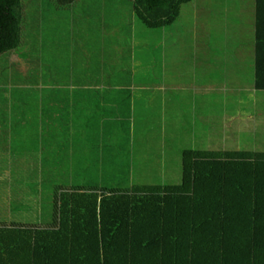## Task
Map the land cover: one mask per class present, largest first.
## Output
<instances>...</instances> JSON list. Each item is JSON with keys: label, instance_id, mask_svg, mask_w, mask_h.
Returning <instances> with one entry per match:
<instances>
[{"label": "trees", "instance_id": "1", "mask_svg": "<svg viewBox=\"0 0 264 264\" xmlns=\"http://www.w3.org/2000/svg\"><path fill=\"white\" fill-rule=\"evenodd\" d=\"M76 1L54 0L61 10ZM126 1L155 31L194 0ZM20 2L0 0V55L19 45ZM256 3L255 87L264 91V0ZM71 188L55 191L44 228L0 227V264H264V152L183 150L178 185Z\"/></svg>", "mask_w": 264, "mask_h": 264}, {"label": "crops", "instance_id": "2", "mask_svg": "<svg viewBox=\"0 0 264 264\" xmlns=\"http://www.w3.org/2000/svg\"><path fill=\"white\" fill-rule=\"evenodd\" d=\"M256 4V0H209L207 4L203 0H194L182 6L179 17L171 27L156 31L159 32L155 35V38L159 39V43L150 49L151 52L155 51V56L145 55L149 49L145 43L151 39L150 35L152 34H146L143 31L140 33L138 42L136 40L134 43L130 42L131 48L127 53L128 57L114 56L126 63V78L121 76L123 69L119 66L115 67L119 71L117 75L108 72L110 70L107 65L112 62L106 58L105 52V50L108 52L106 42H109V39L108 37L100 39L98 25H86L84 50L75 47L76 42L72 41L70 43L73 49L70 52H65L64 48L69 43L65 44L64 40H60L51 52L52 60L47 64V87L23 86V88H18L12 84L10 87L0 88V107L4 110L0 112V138L5 133L4 127L10 128V135L14 134L11 127H16V131L24 135L26 134L21 132L20 127H33V131L29 135L14 136L12 141L17 144L16 147L13 148L12 144L8 147L0 144V172L5 171L4 181L11 180L10 176L12 175H20L18 168L22 169V174L32 169H25L17 162L11 163L8 167L6 156L10 155V161L13 158L22 160L24 156H20L19 152L26 143L30 144L32 151L34 148L38 149L36 144L39 142V132L45 133L44 128H53L58 123L73 124V119L78 117V121H82L79 122L82 125L84 122L88 124L89 121L88 128L91 129L93 121L100 118L99 126L101 124V130L102 127L104 128L102 132L100 130L104 142L106 125L103 119L111 117L112 123L116 127L121 122V126H124L126 122L130 123L131 119L135 118H131L130 110L131 113L138 114L140 103L147 101L149 94L148 102L154 101L160 107L161 113L157 115V124L159 125L163 121L165 112L176 111L181 112L184 126L190 128V125L192 126L191 118L196 122V118L202 112L205 114V109L208 111L212 108L220 111L222 115L225 114L226 118L233 121V127L237 122H240L242 117H244L247 127H259L261 121L264 124V91L257 90L255 87V32L258 16ZM208 5H213L214 8ZM183 18L188 22H182ZM207 24H212L217 28L215 29L217 36L221 32L227 34L226 55H217L216 57L221 59L219 62L215 57L205 55V43L200 34H203V28H206ZM187 33L192 34L189 47L194 52L183 45L182 40H187L190 36ZM87 34H91L90 37H87ZM64 52L70 55L68 60H64V58L55 60L58 56L61 58ZM14 54L17 55L15 61L10 59ZM73 54H75L74 57ZM136 54H140V60ZM22 55L25 54L22 52L20 54L15 50L9 53L6 59L0 60V64L2 63L6 70L12 69L24 59ZM78 55L82 57L81 62L75 58ZM145 59L148 61H145L144 66ZM113 60L115 59L113 58ZM174 71L177 74L182 72L188 78L191 76L194 83L190 82L189 86L180 85V87L179 85H170L167 79ZM148 72L156 74L155 82L154 79L148 78ZM145 73L147 77L143 78ZM104 78H108V81H103ZM119 91L127 93L128 96L115 99ZM189 91L193 94L198 93L202 97V99L199 98V101L203 103L197 106L198 102L194 101L196 100L195 96L188 100L191 105L188 104V101L185 104L182 103L183 93L186 94ZM132 92H134L133 95H131ZM92 98H95V101H91ZM124 101H130V105H126ZM109 104L112 106H108ZM106 110L109 114L105 112ZM123 118H128V121L122 120ZM17 120L18 123L15 124L14 122ZM177 120L179 117L176 118ZM225 125L229 126L227 123ZM241 125L244 127L242 123ZM199 126L202 132L206 128L205 125ZM192 132L184 131L181 141L187 135L197 136L196 131ZM174 134L177 135L178 131ZM197 134L199 136V132ZM19 141L22 143H18ZM46 141L47 137H44V140H40V144ZM37 162H39L38 158L32 163ZM119 163L117 158H114V167H119ZM5 168H9L10 171ZM36 169H39L38 165L35 166ZM31 171L34 174V170ZM35 175L37 181H40L38 173ZM62 175H65L69 181L68 173ZM56 179L60 180V176L55 175L54 180L56 181ZM35 183L40 184V182ZM66 185L58 184L53 187V197L49 200L50 205L47 204V213L45 215L40 213L38 220L34 217L31 220L27 218L32 217L35 211L32 203L30 204L32 201L30 198L24 196L17 199L16 195L9 194L11 185H2L0 187V227L38 226L44 228L51 221L55 191L58 190L61 193L73 190L71 187L76 185L75 180L71 179ZM106 190L109 191V189ZM2 191L3 197L1 196ZM37 195L38 193L34 202Z\"/></svg>", "mask_w": 264, "mask_h": 264}, {"label": "rangeland", "instance_id": "3", "mask_svg": "<svg viewBox=\"0 0 264 264\" xmlns=\"http://www.w3.org/2000/svg\"><path fill=\"white\" fill-rule=\"evenodd\" d=\"M208 1L203 0L205 4ZM208 6L214 8L213 5ZM20 7L22 12L21 31L16 51L25 55H22L24 59L12 69L6 70L2 63L0 64V88L10 87L12 84L18 88H23V86L47 87V64L52 60L51 52L56 44L60 40H64L65 44L68 42V46L64 49L65 52H70L73 49L70 42L75 41V47L84 50L83 41L85 42L86 25H98L100 39L108 37L109 42H106L108 52L106 50L105 52L106 58L112 60L107 65L110 70L107 71L112 75L119 73L118 69L115 68L119 66L123 69L121 76L126 78V63L116 57L126 58L129 56L127 53L131 48L130 42L134 43L135 40L138 42L141 31L152 34L150 35L151 39L145 43L149 48L145 55L155 56V51L151 52L150 49L155 47L156 43H159V39L155 38V35L159 32L149 30L143 26L135 17L129 2L126 0H77L71 9L62 10L55 6L54 0H21ZM55 20H59V24ZM182 22H188V20L183 18ZM215 29L217 28L213 27L212 24H207V27L203 28V34L200 35L205 43V55L215 57L219 62L221 59L216 56L226 55L225 47L228 40L225 32H221L217 36ZM89 35L91 34L86 36L90 37ZM191 35L187 40H182L185 47H189ZM189 50L194 52L190 47ZM65 52L61 58L58 56L55 60H61L62 58L68 60L70 55L65 54ZM136 55L140 60V54ZM7 56L8 54L0 55V60L3 61ZM75 58L80 62L82 61L80 55ZM10 59L17 60V55H11ZM145 61H148V59L144 60V66ZM144 77H147L146 73ZM149 77L154 79L155 82L156 74L148 72ZM103 81H108V78H104ZM167 81L170 85H179V87L180 85L189 86L190 82L194 83L191 76L188 78L182 72L177 74L175 71L172 75H169ZM133 94L134 92L131 93V95ZM125 95L128 96L127 93L119 91L115 99ZM192 96L196 97L194 101L198 102L197 106L203 103L199 101V98L202 99V97L198 93H191V91L186 94L183 93L182 103L185 104ZM149 97L150 94L147 96V101L140 103L138 114L131 113L130 110L131 118H135H130V123L126 122L124 126H121V122L116 127L112 123L111 117L103 119L106 125L103 136L104 142L101 138V132L104 128L102 127L101 130V124L99 126V123H101L100 118L93 121L91 129L88 128L89 121L88 124L84 122L82 125L79 123L82 121H78V117L73 119V124L58 123L53 128H44L45 133L39 132V142L36 144L38 149L34 148V151H32L30 144L26 143L19 152L20 156H24L22 160L13 158L10 161V155L6 156L8 167L11 163L17 162L25 169L32 168L34 174L38 173L40 176V181H37L36 175L34 176L31 170L22 174V169L18 168L20 175L10 176L11 180L8 179L9 181L7 179L4 181L5 171L0 172V187L11 185V188H9L10 195H16L17 199L24 196L30 198L32 200L30 204L32 203L35 211L32 217L27 218L38 220L40 213H43V215L47 213V204L50 205L49 200L53 197V187L58 186V184L64 186L71 179L75 180L76 187H82L86 191L93 187L111 190V188L116 187H120V189L133 188L134 186H143V184L171 186L180 183L181 152L183 150L264 152L263 121L260 122L259 127H247L245 119L242 117L240 122H237L236 126L233 127V121L226 118L225 114L222 115L220 111L212 108L208 111L205 109V114L202 112L196 118V122L191 118L192 126L190 125V128L184 126L181 112L176 111L165 112L162 118L163 121L159 125L157 124V115L161 113L160 107L154 101L148 102ZM91 101H95V98H92ZM124 102L126 105H130V101ZM188 104L191 105L189 101ZM108 106L112 105L109 104ZM204 108L206 107L204 106ZM1 111H4L2 107H0ZM105 112L109 114L107 110ZM98 114L100 116L99 110ZM177 117H179V120L176 121ZM6 118L9 117L6 116ZM10 120L12 121L11 115ZM122 120L128 121V118ZM14 123L17 124L18 120ZM226 123L229 126H226ZM199 125L206 126L203 132ZM229 127L230 129H228ZM11 128L14 134L10 135V128L4 127L5 133L0 138V144H4L6 147L10 144L13 148L17 146L12 141L15 135L26 136L33 131V127L30 126L27 128L20 127L21 132H25L26 135H24L19 134L16 127ZM193 130L196 131L197 136L187 135L181 141L184 131L192 132ZM177 131L178 134L175 135L174 133ZM197 132H199V136ZM44 137H47V141L40 144V140H44ZM18 143H22V141ZM37 158L39 162L32 163ZM114 158H117V161L123 167H114ZM36 165L39 167V169H36L37 171L35 170ZM5 170L10 171L9 168H5ZM66 173H68L69 181L65 175H62ZM55 175L60 176V180L56 179L58 182L54 180ZM35 182H40V184L37 185ZM1 196H4L3 191Z\"/></svg>", "mask_w": 264, "mask_h": 264}]
</instances>
